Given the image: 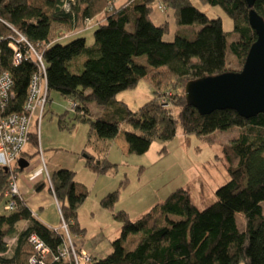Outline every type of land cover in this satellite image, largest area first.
<instances>
[{
    "label": "trees",
    "instance_id": "obj_1",
    "mask_svg": "<svg viewBox=\"0 0 264 264\" xmlns=\"http://www.w3.org/2000/svg\"><path fill=\"white\" fill-rule=\"evenodd\" d=\"M67 1L71 4L69 11L64 9ZM159 2L172 11L181 27L172 41L164 40L170 31L168 22L157 25L151 19ZM201 2L221 7L233 20V30L224 31L221 18H209L191 0H0V70L9 71L14 81L10 111L23 112L37 72L31 59L17 66L13 62L14 46L19 45L23 53L28 50L26 43H18L21 35L43 57L49 94L57 91L77 105L75 122L68 124L62 116L60 128L71 130L76 123H87L89 144H111L123 135L127 152L143 155L154 141L172 140L179 124L186 135L205 140L216 131L239 130L223 148L230 180L216 189V200L203 210L193 204L188 189L182 187L132 221L124 210H115L120 188L104 196L100 205L121 224V231L112 242V252L100 260L92 258L91 264H264V114L245 119L225 109L201 115L187 103L185 95L190 81L240 71L229 69V57L244 66L256 40L249 11L255 9L264 19V0H254L252 7L247 0ZM102 13L106 19L96 21L92 45H87L81 35L69 42H63L60 36L53 38L55 25H69L74 31ZM141 80L151 85L154 95L170 86L175 91L176 115L163 109L155 97L138 111L117 100L120 93L135 89ZM92 103L105 107L101 116L92 114ZM28 146L34 152L24 151L22 156L28 154L32 159L40 153L37 130L30 132ZM86 167L97 175H106L116 165L105 155L88 154ZM6 169L0 166V264H30L34 254L28 242L31 235L50 248L47 264H72V258L56 259L65 244L64 233L35 218L23 198H12L14 210H5L12 175ZM13 172H22L19 164ZM75 177V171L58 170L50 177V190L69 234L84 237L79 208L89 192ZM239 214L246 219L244 230L237 222ZM22 221L28 226L19 235L13 257L6 258L8 238Z\"/></svg>",
    "mask_w": 264,
    "mask_h": 264
},
{
    "label": "rangeland",
    "instance_id": "obj_2",
    "mask_svg": "<svg viewBox=\"0 0 264 264\" xmlns=\"http://www.w3.org/2000/svg\"><path fill=\"white\" fill-rule=\"evenodd\" d=\"M191 2L209 18H221L224 31L233 30V20L221 7L203 4L201 0H191ZM169 14L172 15L171 10L162 11L155 7L151 15L156 23L165 20L169 22L170 31L164 36L165 41H172L176 30L180 27ZM86 27L85 24L80 25L79 28L72 31L69 25H55L53 38L60 36V38L63 37V42H69L78 36L75 32L80 30L79 35L86 39L87 45H92L96 25ZM230 39L233 40L232 37ZM242 68L233 56L229 57V69L241 71ZM170 88V86L166 87L165 90L154 95L151 85L146 80H141L135 89L120 93L117 100L126 104L132 111H138L155 97L163 109L170 110L173 115H176L177 111L173 106L175 91ZM62 116H65V121L68 124L75 122L76 114L72 111V102L59 92L51 91L49 102L45 107L44 118L41 124L38 123V127L35 124L32 130H37L40 142L41 134H44V139L46 137L51 139V142L54 141L56 146L54 149H56L55 153L58 157L64 159L74 155V159H77L79 171L75 178L76 180H85L82 184L89 192L86 201L79 208V222L86 230L83 242L85 248L90 249L92 254H97V258H100L99 256L105 258L109 255V250H112V242L119 238L121 231V224L113 216L110 218L107 216L109 219H105V215L109 214L100 205L101 199L108 193L120 188L115 210H124L132 221H136L182 187L188 189L193 204L199 210H203L216 200V189L230 180L223 148L238 135V128L229 131H216L205 140L196 135H186L179 124L172 140L154 141L149 151L143 155L129 154L119 144L115 145L108 158L111 163L116 165V168L106 175L96 176L97 174L95 175L94 172L83 168L78 155L68 151L70 150L67 134L69 130L60 128L59 120ZM42 149L47 152L45 145ZM51 153H53L52 149ZM33 166L31 163L25 173ZM86 173L98 177V182L96 183L94 180L96 178L84 177L83 174ZM21 175L24 176V173H20L19 178H22ZM105 190H110V192L104 195ZM262 206L264 209V203ZM237 222L239 228L244 230L246 219L242 214L237 215ZM81 238L77 234L71 236L74 245L78 248H80ZM18 242V240H13L12 236L8 238V252L4 257H13Z\"/></svg>",
    "mask_w": 264,
    "mask_h": 264
},
{
    "label": "built area",
    "instance_id": "obj_3",
    "mask_svg": "<svg viewBox=\"0 0 264 264\" xmlns=\"http://www.w3.org/2000/svg\"><path fill=\"white\" fill-rule=\"evenodd\" d=\"M70 6V2L67 1L64 4V9L69 11ZM157 7L162 11L167 10L166 6L160 2L157 4ZM112 8L113 6L111 5L108 8V11L110 12ZM86 25V28H88L92 25H96V22L94 19L87 20ZM20 42L26 43L28 50L26 53H23L19 45L14 46V64L17 66L21 64L24 59H31L37 65V72L33 75L29 85L24 110L21 114H18L10 111L9 105L10 101L14 98V93L12 91L14 84L13 76L9 71L0 70V166L12 171L11 180L6 192L7 198L10 199V201L5 205V210L7 211L14 210L15 202L11 200L12 198H22L17 182L18 174L14 173L13 170L19 163L22 153L28 146L29 135L32 131V127L35 124L36 126H38V123L41 124L45 115L46 104L50 99L46 65L43 61L42 55L39 54L21 35L18 43ZM76 106V103L72 102V111L75 110ZM48 183L50 188H52L50 177H48ZM59 211L61 213L60 208ZM60 231L64 233L65 244L63 249L60 251L59 257L56 259L72 258V264H91L92 257L89 254L84 251L77 252V248L71 239L68 227L63 219ZM28 242L34 247V254L29 260L30 264H47L46 259L50 253V248L44 243V241L36 235H31Z\"/></svg>",
    "mask_w": 264,
    "mask_h": 264
},
{
    "label": "crops",
    "instance_id": "obj_4",
    "mask_svg": "<svg viewBox=\"0 0 264 264\" xmlns=\"http://www.w3.org/2000/svg\"><path fill=\"white\" fill-rule=\"evenodd\" d=\"M169 15L172 16L174 20L173 14L172 15L169 14ZM152 18L153 17L151 16V19ZM105 19H106L105 14L102 13L98 15L94 20L95 22L96 21L104 22ZM152 20L157 25L162 24L164 22H168L167 20H165L160 23H156L154 19ZM180 28L181 27H179V29ZM75 33L79 35V33L81 32L80 30L79 31L77 30V32ZM89 107L92 114L95 117L101 116L105 110L104 106H99L97 104L95 105V103L90 104ZM89 131H90V127L87 123H78L67 133L69 138L68 139L69 147H70L69 148L70 150L68 151L79 156V162L82 163L84 169L89 170V168L86 167V159L88 154H92L95 156L105 155L108 158L113 146L118 144L123 148L125 152H127L128 145L123 135H119L118 138L111 144L105 141H98L97 143L89 144ZM49 134L51 137V129L49 130ZM44 145L46 147L47 152H45L42 149L44 148ZM40 146H41V150H40ZM54 147H56L54 141L51 142V139H48L46 137L44 139V134H41V142L39 139L40 153L32 159L28 154L21 156L20 160H25L29 162L28 168L30 167L31 163H33L34 166L26 173L25 170H27L28 168L22 170V172H19L17 175L18 177L17 182L19 186L20 195L29 206L33 216H35V218H37L41 223H43L47 227L60 231L62 226V217L59 211V204L50 190L48 177H51V175H53L55 172L61 169H69L72 171H76V173H78L77 171L79 170L77 169L78 161L77 159H74L75 158L74 155H72V157H66L62 159V157L57 156V154L55 153L56 149H54ZM51 149L53 150V153H51ZM25 151L28 153L34 152L33 149L29 146H27ZM85 151H87V153H85ZM20 173L22 174L24 173V176L21 175L22 178H19ZM83 175L88 179L96 178L94 180H96V183L98 182L99 178L94 177L96 174L94 176H91L87 173ZM76 181L80 185L85 186L82 184L85 180L79 179ZM108 192H110V190H105L104 195L107 194ZM103 210L105 212H108L107 214H109V215H105L106 216L105 219H109L110 216H112V213L107 209H103ZM107 216H109V218ZM27 226H28L27 221L20 222L17 226V232L12 236L13 240L17 241L20 233L24 231L27 228ZM83 238L84 237L80 239L81 251H84L85 253L89 254L94 259L97 260L103 259L104 256H99L100 258H97L96 256L97 254H92L90 249L85 248ZM110 251L112 250H109L108 252L109 254L111 253Z\"/></svg>",
    "mask_w": 264,
    "mask_h": 264
},
{
    "label": "water",
    "instance_id": "obj_5",
    "mask_svg": "<svg viewBox=\"0 0 264 264\" xmlns=\"http://www.w3.org/2000/svg\"><path fill=\"white\" fill-rule=\"evenodd\" d=\"M247 1L252 7L254 0ZM248 17L256 40L249 49L242 70L206 76L186 85L187 103L201 115L225 109L234 110L245 119L264 114V19L253 8ZM19 166L24 170L29 162L20 160Z\"/></svg>",
    "mask_w": 264,
    "mask_h": 264
}]
</instances>
